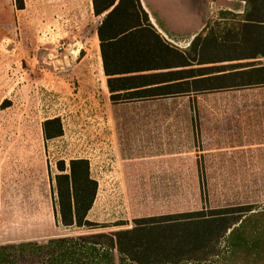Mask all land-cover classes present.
<instances>
[{
    "label": "rangeland",
    "instance_id": "obj_1",
    "mask_svg": "<svg viewBox=\"0 0 264 264\" xmlns=\"http://www.w3.org/2000/svg\"><path fill=\"white\" fill-rule=\"evenodd\" d=\"M219 6L222 9L213 11L208 20L215 30L217 22H224L221 11L245 10L244 2L236 0H219ZM96 24L87 0H78L76 6L74 0H24L21 10L14 0H0V96L8 90L35 99L45 95L48 105L42 118H58L60 124V128L47 124V133L61 130V135H69L61 139L64 148L71 142L79 144L71 155L63 149L59 156L89 157L90 176L98 183L87 214L91 229L63 227L51 212L54 196H28L30 208L40 212L30 219L41 221V232L31 243L126 229L134 219L150 216L240 205L264 211V86L124 105L119 120L108 118L102 95L95 90L97 101L87 114L82 103L92 102V91L83 89L76 96L74 46H81L85 65L94 64ZM40 73L46 78L41 86L36 84ZM108 140L113 141L110 150ZM86 142L93 143L87 153ZM27 219L1 218L0 247H15L4 264H48L52 253L64 254L48 246L43 250L25 246ZM246 237L250 235L236 234L232 249L221 242L219 256L184 264H257L253 256L245 257ZM260 251L257 247L255 253ZM82 252V263L94 264L91 253L86 248ZM63 262L75 264L74 257Z\"/></svg>",
    "mask_w": 264,
    "mask_h": 264
},
{
    "label": "trees",
    "instance_id": "obj_2",
    "mask_svg": "<svg viewBox=\"0 0 264 264\" xmlns=\"http://www.w3.org/2000/svg\"><path fill=\"white\" fill-rule=\"evenodd\" d=\"M14 1L17 9L24 8V0ZM236 1L244 2L243 13L221 11L220 19L224 22H217L216 30L207 25L208 32L191 42L189 61L187 57L177 58L181 66H191L185 70V80L153 89V96L264 86V0ZM92 4L96 16L105 13L97 30L99 38L105 28L106 33L115 38L131 29L150 26L139 0H92ZM154 81L158 82L153 84L165 82ZM146 93L132 95L143 97ZM52 123L60 128L58 118L47 120L44 130L48 138L52 136L46 126ZM59 135L61 130L55 133ZM58 169L62 173L56 175L57 196L53 198L57 220L66 228L91 229L87 214L93 206L98 183L90 176L89 161L85 158L70 160L69 173H63L64 162H59ZM252 233H255L253 239ZM236 234L250 235L244 244L245 257L253 256L257 264H264V211H252L250 205L136 218L130 228L51 238L43 245L28 242L25 246L38 250L48 246L53 251H64V254L52 253L48 264H63L66 257H74L75 264H83V248L91 253L94 264H117L118 261L184 264L219 256L221 242L232 249ZM257 247L262 251L255 253ZM14 248L0 247V264L10 261Z\"/></svg>",
    "mask_w": 264,
    "mask_h": 264
},
{
    "label": "crops",
    "instance_id": "obj_3",
    "mask_svg": "<svg viewBox=\"0 0 264 264\" xmlns=\"http://www.w3.org/2000/svg\"><path fill=\"white\" fill-rule=\"evenodd\" d=\"M87 1L97 23L93 40L98 56L94 64L85 65V57H80L81 46H74V81L79 90L76 96L83 89L92 91V102L82 103L85 105L82 111L88 114L90 106L96 104L95 90L102 95L105 113L111 120L121 119L120 106L148 104L160 99L172 100L194 94L153 96L151 91L185 80V70H189L191 66H181L178 59L187 57L189 61L191 42L196 36H204L208 32L206 27L211 14L222 9L219 0H139L150 26L131 29L115 38L106 33V28L102 29L99 38L97 30L105 13L96 16L92 0ZM77 4L78 0H74V6ZM154 79L165 82L153 84L158 82ZM43 83H46V78L40 73L36 84L41 86ZM14 89L15 87L12 88ZM38 90L43 92L41 88ZM141 91L147 92L145 96L132 95ZM15 94L8 90L6 96H0V221L3 217L15 215L29 218L24 221L23 228V232L28 234L23 241L28 243L36 241L33 236L41 232L40 218L30 219L40 216V212L36 214L30 208L28 196H57L56 175L62 173L58 169V163L64 162L63 173H69L70 160L89 157L79 155L66 159L59 156L63 149L71 155L78 150L79 144L71 142L64 148L61 139L69 136L66 133L59 136L50 134L52 137L49 138L46 136L42 127V123L48 120L47 117L42 118L46 115L48 105L45 95L35 99L24 96V93ZM37 123L40 127L33 128L32 125ZM108 141L107 145L111 146L107 147L110 150L113 141ZM92 148L93 143L86 142L83 151L87 153ZM51 200V212L54 214L53 197ZM45 210L47 215V209ZM37 224L38 227H35ZM13 242L15 241L8 243Z\"/></svg>",
    "mask_w": 264,
    "mask_h": 264
}]
</instances>
